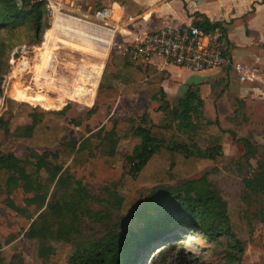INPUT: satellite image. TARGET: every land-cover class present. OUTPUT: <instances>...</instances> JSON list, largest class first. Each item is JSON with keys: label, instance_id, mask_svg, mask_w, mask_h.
Returning <instances> with one entry per match:
<instances>
[{"label": "rangeland", "instance_id": "obj_1", "mask_svg": "<svg viewBox=\"0 0 264 264\" xmlns=\"http://www.w3.org/2000/svg\"><path fill=\"white\" fill-rule=\"evenodd\" d=\"M53 1V16L48 3H42L43 22L49 29L37 39L28 25L11 33L0 32V99L16 98L15 108L24 112L23 116L13 117L11 134L20 133V128L30 125L40 112L63 111L62 122L48 118L47 124L64 129L63 143L78 146L89 138L91 148L75 156L58 175L53 165L58 147L31 149L8 143L0 150V155L10 153L33 165L40 159L48 164L38 173L35 188L27 185L31 192L17 189L9 195L5 187H0V264H66L59 256L71 248L89 249L114 236H119L123 244L132 243L144 226L154 221L176 186L164 184L152 189L147 203L138 196L139 189H122L131 177L126 161L114 170L100 159L112 148L121 155L128 151L127 143L107 137L106 132L117 120H135L146 113L154 125L165 126L168 118L167 113L148 102L147 89L138 96L118 100L119 96L106 106H101L96 97L100 69L104 71L111 57L117 55L105 41L110 40L108 30L119 24L120 10L115 6L114 19L103 22L67 11L69 0ZM112 1L108 0L110 5ZM104 8L99 2L90 15ZM56 12L93 27L86 25L92 29L84 30L75 20L61 24ZM56 18L59 26L54 25ZM128 36L117 31L114 42L121 43ZM24 47L26 52H22ZM179 82L169 81L165 87L171 107L184 97L188 86ZM196 83L203 102L200 123L218 120L226 134L200 136L196 143L190 142L189 134L176 130L174 134L178 143L193 146L200 156L216 145L222 148V164L207 167L188 179L206 178L217 205L211 212L186 217L182 231H173L169 243L160 239L153 243L152 251L143 252L139 264H151L158 249L165 250L154 256V264H264V195L249 197L244 187V181L257 168L264 171V92H259L263 97L253 99L246 93L250 83L241 84L232 68L223 69L215 78L201 77ZM86 93L90 96L79 97ZM242 94L247 96L246 103H240L241 116L235 117L229 98L239 100ZM92 109L95 111L89 119H80ZM227 132L254 146L250 165L244 162L242 144ZM233 240L241 251L231 247Z\"/></svg>", "mask_w": 264, "mask_h": 264}, {"label": "trees", "instance_id": "obj_2", "mask_svg": "<svg viewBox=\"0 0 264 264\" xmlns=\"http://www.w3.org/2000/svg\"><path fill=\"white\" fill-rule=\"evenodd\" d=\"M43 12L42 3L32 5L28 0H0V32L11 33L21 25H28L34 33V38L37 39L42 32L49 29L48 24L43 22ZM197 17L202 20L194 25L203 30L221 25L212 24L203 16L197 15ZM140 66L132 60L130 54L113 56L103 73L101 71L97 98L101 103L106 104L115 101L120 95H137L144 87H147L148 100L159 104V112L167 113V123L165 126L154 125L146 114L137 121L117 120L112 130L106 132L107 137L127 143L128 151L126 155H121L114 152L112 148L100 159L114 170L119 169L126 161L130 166L131 177L124 183L122 189L125 191L139 189L138 196L147 203L152 197V189L164 184H176V186L171 189L172 192L169 193V197L154 221L147 223L143 232L136 235L132 243L123 244L119 236H114L94 243L89 249L71 248L59 256L66 264H139L142 253L152 251L150 246L153 243L159 239L163 243H169L173 231H182L186 217L193 216L195 213L203 214L212 211L216 207L214 204L217 205L212 200L206 178L197 181L188 179L207 167L222 164V148L216 145L208 149L206 155L200 156L193 146L188 147L178 143L174 132L176 130L177 133L189 134L190 142L196 143L200 136L202 138L206 135L220 137L225 135L226 131L222 129L218 120L200 123L199 110L203 102L198 91L189 89L185 98L171 107L161 88L163 73L150 65H146L145 70L142 71ZM114 83L123 86L121 92L114 87ZM89 93L81 94L79 97H88ZM16 95L17 93L14 97ZM13 100H5V107L0 115V150L8 143L23 144L31 149L58 147L53 160L55 175H58L75 156L91 148L89 138L78 146L75 143H63L61 138L65 135L64 129L60 125L47 124L48 118L62 122L65 119L63 111L40 112L34 116L30 125L20 128V133L11 134L9 126L13 117L24 114L22 110L15 108ZM229 102L234 109L235 117H240L241 102L233 98H229ZM94 111L92 109L81 114L80 119H89ZM227 133L235 142L242 144L244 162L250 165L254 146L247 139H238L233 132ZM29 162L10 153L0 155V187H5L9 195L17 189L31 192L32 189L28 190L27 185L29 188H35L38 173L48 165L43 159L35 165ZM244 187L249 197L264 195V171L257 168L254 175L244 181ZM0 241H2L1 236ZM168 245L169 248L172 247ZM231 247L240 250L236 240H233ZM162 250L165 249H158V253ZM158 253L153 255L151 264H154V256Z\"/></svg>", "mask_w": 264, "mask_h": 264}, {"label": "crops", "instance_id": "obj_3", "mask_svg": "<svg viewBox=\"0 0 264 264\" xmlns=\"http://www.w3.org/2000/svg\"><path fill=\"white\" fill-rule=\"evenodd\" d=\"M69 2L70 5L66 7L67 11L80 13L85 18L89 19L93 18L96 13L90 15L92 7L96 6L99 2L101 5L107 7L104 9L111 11L110 19H114V7L117 6L120 10V13H118L119 16H117L118 23H121V26L119 24L115 25L116 27H114L113 30H108L107 35L114 42L117 31L128 34L129 36L119 43L128 46L134 44L147 33L162 28L165 24L178 26L200 22L202 19L197 17V15L205 17L212 24H222L226 28V44L233 66L240 65L254 74L251 80L240 83H250L249 86L246 87V93L253 96V99L263 97L260 96L261 94L259 95V92H264V0H113L111 5L108 0H69ZM65 16L72 18V16ZM83 21L78 19L79 26L86 30L89 24ZM90 26L93 27V25ZM91 29L92 28H87L89 31H91ZM130 36L131 38H129ZM117 55L121 54L117 53ZM113 56L108 64L111 63ZM140 67L142 71L145 70V66ZM154 68L158 72L163 73L161 88L165 92V95V87L169 81L175 83L180 81L179 84L183 86L188 85L184 92V97L179 100L185 98L189 89L197 91V86L199 85H197L196 82L199 78H204V76L215 78L223 71L222 69L196 75L186 70L173 67H168L163 70H158L156 67ZM101 70L102 68L100 72ZM101 77L98 83L97 93ZM113 85L119 92L122 91L123 86L121 84L114 83ZM144 89H147L148 100L149 89L144 87L142 90ZM123 96L133 97L138 95H120L118 100L123 98ZM246 98L247 96L242 94L239 96V101L241 103H246ZM166 101H168L167 98ZM148 102L159 107L157 103L150 102L149 100ZM99 103L101 106L110 104V102L104 104L100 101ZM146 115L148 116V114ZM135 120L137 121L138 119Z\"/></svg>", "mask_w": 264, "mask_h": 264}, {"label": "built area", "instance_id": "obj_4", "mask_svg": "<svg viewBox=\"0 0 264 264\" xmlns=\"http://www.w3.org/2000/svg\"><path fill=\"white\" fill-rule=\"evenodd\" d=\"M28 1L32 5L48 3L47 8L53 16V7L56 4L53 0ZM93 18L107 21L111 18V11L106 9L97 11ZM73 20L78 22V19ZM108 40L105 44L112 46L118 54H130L132 60L141 66L150 65L158 70L173 67L196 75L232 68L240 82L249 81L254 76L240 65L233 66L226 44V28L222 24L209 30H203L194 24L178 26L165 24L130 46L115 43L112 39ZM24 51L26 52V47L22 48V52ZM4 104L5 99H0L1 112Z\"/></svg>", "mask_w": 264, "mask_h": 264}, {"label": "bare ground", "instance_id": "obj_5", "mask_svg": "<svg viewBox=\"0 0 264 264\" xmlns=\"http://www.w3.org/2000/svg\"><path fill=\"white\" fill-rule=\"evenodd\" d=\"M56 16L61 20V24L63 23V24H66V23H69L70 22V20L72 21L73 19L72 18H67V17H65V16H63V15H61L59 12H56ZM58 18H56L55 19V26H59V20H58ZM57 20V21H56ZM49 39V38H48ZM93 40H95V38H92ZM58 90V89H57ZM63 95V94H62Z\"/></svg>", "mask_w": 264, "mask_h": 264}]
</instances>
